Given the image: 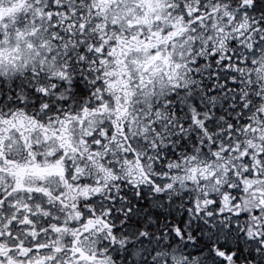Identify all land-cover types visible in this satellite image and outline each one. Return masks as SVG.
<instances>
[{"label": "snow or ice", "instance_id": "snow-or-ice-1", "mask_svg": "<svg viewBox=\"0 0 264 264\" xmlns=\"http://www.w3.org/2000/svg\"><path fill=\"white\" fill-rule=\"evenodd\" d=\"M0 264H264V0H0Z\"/></svg>", "mask_w": 264, "mask_h": 264}]
</instances>
